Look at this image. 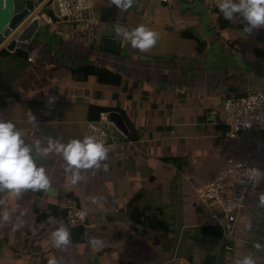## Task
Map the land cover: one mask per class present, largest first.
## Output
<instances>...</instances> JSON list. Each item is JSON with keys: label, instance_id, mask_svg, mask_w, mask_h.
<instances>
[{"label": "crops", "instance_id": "1", "mask_svg": "<svg viewBox=\"0 0 264 264\" xmlns=\"http://www.w3.org/2000/svg\"><path fill=\"white\" fill-rule=\"evenodd\" d=\"M92 3L83 22L40 27L33 42L22 45L28 56L0 48V82L12 89V96L0 90V119L15 124L50 181L47 190L0 191V213L10 214L0 224V264H235L249 254L264 264V134L253 133L250 142L229 139L211 107L216 99L264 91V28L245 33L238 16L221 28L218 8L208 0H134L127 10L110 0ZM140 25L158 37L146 51L122 35ZM107 39L116 40L117 53L105 49ZM87 66L121 81L72 74ZM92 107L118 112L129 136L115 129L107 158L81 169L72 184L62 157L54 151L41 157L38 149L49 139L82 140L86 123L98 120ZM229 159L249 160L258 171L235 240L203 235L211 221L195 208L196 188ZM69 199L87 215L77 244L71 238L76 228L61 215ZM53 213L60 215L38 219ZM151 219L169 230L149 226ZM60 227L69 243L58 248L52 233ZM92 239L100 243L93 246Z\"/></svg>", "mask_w": 264, "mask_h": 264}, {"label": "built area", "instance_id": "2", "mask_svg": "<svg viewBox=\"0 0 264 264\" xmlns=\"http://www.w3.org/2000/svg\"><path fill=\"white\" fill-rule=\"evenodd\" d=\"M37 1L34 19L41 27L83 22L93 11L92 0H35ZM167 2L168 0H162ZM216 6L217 0H208ZM46 15V17L44 16ZM29 62L34 58L29 56ZM212 110L222 117L220 124L227 128L226 136L237 142H250L255 132L264 134V91H252L213 100ZM116 127L102 113L99 120L89 121L85 125L86 136L92 135L104 143L106 148L114 146ZM255 170L256 175H251ZM258 171L249 160L229 159L226 166L220 168L214 179L206 185L196 188L195 208L202 210L211 225L223 230L228 240L238 239L235 234L239 218L247 209L249 195L257 188ZM60 208L67 217L63 223L70 229L87 225V215L74 199H69ZM231 251L232 248L227 246Z\"/></svg>", "mask_w": 264, "mask_h": 264}, {"label": "clouds", "instance_id": "3", "mask_svg": "<svg viewBox=\"0 0 264 264\" xmlns=\"http://www.w3.org/2000/svg\"><path fill=\"white\" fill-rule=\"evenodd\" d=\"M117 8L127 10L133 6L134 0H110ZM216 7L226 20L237 16L245 22L243 31L251 33L254 29L264 28V0H217ZM123 37L131 46L141 51L151 49L157 42V33L140 25L131 31L125 30ZM34 119V118H33ZM30 122H33L32 120ZM41 157L55 152L65 162V173H71L70 180L76 184L81 179L80 170L99 167L100 162L107 158V148L95 136L89 135L81 139H71L67 143H53L49 139L47 147L38 149ZM255 176L256 171L250 170ZM50 181L44 167L37 166L33 156V148L25 143L22 133L11 121L0 119V191H8L20 195L25 190H47ZM260 205L264 207V195L260 197ZM10 219L7 210L0 213V224ZM55 247L69 243V234L64 227L52 233ZM93 246L100 242L89 241ZM257 249L262 246L257 243ZM48 264H56L55 259ZM235 264H255L252 255H245L236 260Z\"/></svg>", "mask_w": 264, "mask_h": 264}, {"label": "water", "instance_id": "4", "mask_svg": "<svg viewBox=\"0 0 264 264\" xmlns=\"http://www.w3.org/2000/svg\"><path fill=\"white\" fill-rule=\"evenodd\" d=\"M37 1L35 0H0V37L3 39L1 49L6 48L11 53L28 56L29 52L22 45L33 42L41 25L34 19ZM46 17V15L44 14ZM105 49L117 53V42L107 39ZM107 120L124 136H129V129L124 118L118 112L107 114ZM54 189H49L48 194L53 195Z\"/></svg>", "mask_w": 264, "mask_h": 264}, {"label": "trees", "instance_id": "5", "mask_svg": "<svg viewBox=\"0 0 264 264\" xmlns=\"http://www.w3.org/2000/svg\"><path fill=\"white\" fill-rule=\"evenodd\" d=\"M218 15H220V17L218 19V23H219L220 27L225 28L227 26V24L229 23V20L224 19L222 14L219 13V11H218ZM185 36L189 37V38H193V35L191 33H185ZM2 52H3L2 55L8 54V52L5 50ZM82 73H83V75L98 76L101 82H109V83H113V84H118L121 81V77L118 74L112 73V72L107 71L105 69H97L94 66H87L83 70L78 69V70L72 71V74H74V75H80ZM0 90L4 93L5 96H12V89L2 82H0ZM2 104H3V95H0V108H1ZM90 110H91L90 112L93 115L98 116L97 117L98 120H99L100 115L102 113L108 114V113L115 111L114 109L99 108V107H92ZM59 215L60 214H58V213H53L50 215H43L42 217H39L38 219L41 221L45 218H48L51 216L57 217ZM61 215L64 218L67 217L66 212L61 213ZM149 221H151V223H149V226L151 225L154 229H159V224H160L161 227L165 231L169 230V228L167 227V225L163 221L156 220V219H151ZM201 233L203 235H206V236L223 237V230L221 227H219L217 225H206L202 228ZM71 236H72L71 238H72L73 244H77V243L81 242L82 237L84 236V229L82 227L73 229L71 231Z\"/></svg>", "mask_w": 264, "mask_h": 264}]
</instances>
